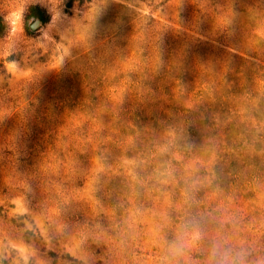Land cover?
Wrapping results in <instances>:
<instances>
[{
	"label": "rangeland",
	"instance_id": "obj_1",
	"mask_svg": "<svg viewBox=\"0 0 264 264\" xmlns=\"http://www.w3.org/2000/svg\"><path fill=\"white\" fill-rule=\"evenodd\" d=\"M0 264H264V0H0Z\"/></svg>",
	"mask_w": 264,
	"mask_h": 264
}]
</instances>
